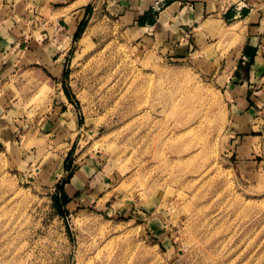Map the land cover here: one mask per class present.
Returning a JSON list of instances; mask_svg holds the SVG:
<instances>
[{"label": "rangeland", "instance_id": "obj_1", "mask_svg": "<svg viewBox=\"0 0 264 264\" xmlns=\"http://www.w3.org/2000/svg\"><path fill=\"white\" fill-rule=\"evenodd\" d=\"M63 1L0 6L27 34ZM103 6L62 75L0 87V264H264V62L237 65L235 23L176 60Z\"/></svg>", "mask_w": 264, "mask_h": 264}, {"label": "crops", "instance_id": "obj_2", "mask_svg": "<svg viewBox=\"0 0 264 264\" xmlns=\"http://www.w3.org/2000/svg\"><path fill=\"white\" fill-rule=\"evenodd\" d=\"M155 1H63L60 7L47 10L46 16L38 21L37 17L31 20L34 25L27 34L23 25H18L9 11L0 6V87L8 86L16 75L31 72L62 75L67 49L88 4H104L107 16L114 19L130 41L169 52L176 60L185 59L191 51L189 38L194 30L201 27L214 31L215 21L235 23L242 29L237 65L249 62L261 66L264 62V0H163L159 12L153 9ZM234 79L240 82L237 77ZM87 170L85 166L72 177H87ZM73 179L66 190L78 192L84 179L81 183Z\"/></svg>", "mask_w": 264, "mask_h": 264}, {"label": "trees", "instance_id": "obj_3", "mask_svg": "<svg viewBox=\"0 0 264 264\" xmlns=\"http://www.w3.org/2000/svg\"><path fill=\"white\" fill-rule=\"evenodd\" d=\"M85 24H86V21H85V19L83 20V21H81V23L79 24V26H78V29H77V31H76V33H75V37H74V39L75 38H77L78 36H79V34L81 33V30L83 29V27H85ZM62 198H63V203H65V204H67V197H65V195L64 196H62Z\"/></svg>", "mask_w": 264, "mask_h": 264}, {"label": "built area", "instance_id": "obj_4", "mask_svg": "<svg viewBox=\"0 0 264 264\" xmlns=\"http://www.w3.org/2000/svg\"><path fill=\"white\" fill-rule=\"evenodd\" d=\"M163 6H164L163 0H156L153 5V9L154 11L159 12Z\"/></svg>", "mask_w": 264, "mask_h": 264}, {"label": "bare ground", "instance_id": "obj_5", "mask_svg": "<svg viewBox=\"0 0 264 264\" xmlns=\"http://www.w3.org/2000/svg\"><path fill=\"white\" fill-rule=\"evenodd\" d=\"M177 151V150H176Z\"/></svg>", "mask_w": 264, "mask_h": 264}]
</instances>
